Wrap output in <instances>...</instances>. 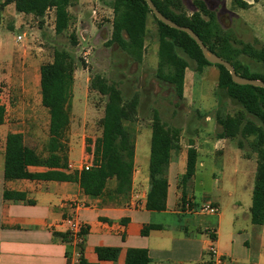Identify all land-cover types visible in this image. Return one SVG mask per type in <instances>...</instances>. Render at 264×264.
<instances>
[{"label": "crops", "instance_id": "1", "mask_svg": "<svg viewBox=\"0 0 264 264\" xmlns=\"http://www.w3.org/2000/svg\"><path fill=\"white\" fill-rule=\"evenodd\" d=\"M12 16L11 31L23 29L22 35L17 37H31L35 29L32 20L37 17L24 13ZM52 16L54 22L56 12ZM232 16L247 24L257 37L260 32L262 35L264 15ZM17 37L13 58L9 61L0 59V83L5 84L0 92V105L5 109L0 124V264H77L80 258L89 264H125L129 249L146 250L149 264H212L207 250L212 243L225 255L227 264H264V223L255 222L251 213L256 155H247L234 141L222 137V127L212 123L209 115L206 120L212 125L206 136H200L198 130L194 134L178 126L182 129L181 148L170 156L165 211L146 208L151 119L143 125H130L135 134V158L132 190L127 195L102 194L92 198L77 182L5 180L3 152L8 133L23 134L25 145L40 153H44L42 144L46 145L49 137L50 117L41 103V66L37 70L34 68L29 47L24 41L18 42ZM7 39L9 41V37ZM3 41L0 57L12 48L10 42ZM190 68L189 64L183 99L188 106L187 112L192 113L196 111L191 109L194 103L188 101L194 99V94H188V86L192 91L199 80L198 74L217 71L219 76V70L214 65L205 66L201 71H196L195 67L194 72ZM77 73L75 70L68 156L69 167L80 171L86 161L93 159L95 143L101 137L100 127L96 137L87 133V129L104 114L96 113L94 108L88 112L78 109L77 100L82 97L87 99L86 106H89L90 78ZM218 88L217 81L211 92L216 98H219ZM191 147L197 151L196 172L184 182ZM46 170L29 167L33 173ZM197 184L204 189L199 196L195 193ZM113 186L114 181H111L109 188ZM5 193L22 197H5ZM205 206L217 207L218 211L205 212L202 210ZM71 221L78 222L88 231L81 251L73 240L67 242L59 235L71 233ZM149 225L158 228L143 235L144 228ZM102 247L119 248L118 258L99 260L96 249Z\"/></svg>", "mask_w": 264, "mask_h": 264}, {"label": "trees", "instance_id": "2", "mask_svg": "<svg viewBox=\"0 0 264 264\" xmlns=\"http://www.w3.org/2000/svg\"><path fill=\"white\" fill-rule=\"evenodd\" d=\"M76 0H12L18 13L32 14L42 18L49 7L56 8L55 41L66 38L68 47L55 46L52 61L40 67L41 103L49 113V137L44 153L25 145L21 133H8L4 145V177L7 181L30 179L43 181L77 182L83 192L97 198L102 194L127 195L132 190L135 134L130 123L139 116V98L134 95L126 99L123 92L111 85L105 78L95 75L90 88L107 97L104 115L99 121L101 137L93 150L94 166L90 170H72L69 167L68 132L71 125L74 73L77 63L74 50L79 38L75 31L70 32L72 16L70 8ZM157 9L175 23L191 28L212 52L229 61L238 75L264 81V72L254 70L242 62L247 56L256 65L264 66V47L257 50L252 44L239 40L241 47L232 44V37L220 29L217 15L204 0L196 1V11L187 15L183 0H152ZM260 0H254L258 3ZM8 0H0V8ZM2 3V4H1ZM234 8L246 10L251 7L246 0H231ZM112 32L107 46H118L134 61L142 63L146 53L147 23L152 15L157 24L159 40L156 77L174 87L179 99H183L185 72L189 60L196 62V71L210 64L203 56L198 44L185 32L173 29L160 22L144 0H112ZM13 29V27L11 28ZM219 70L218 87L236 102L241 109L225 117L217 114L222 127L221 136L231 139L245 152L246 147L256 155L257 172L253 192L251 213L257 223H264V88L235 84L229 71L214 65ZM5 109L0 105V124L3 123ZM151 146L149 163V190L146 208L150 211H165L168 196V169L171 153L180 150L182 129L169 126L154 109L151 115ZM193 146V141H191ZM91 152V150L89 149ZM250 153V152H249ZM249 153H246L247 155ZM197 151L189 148L187 171L183 177L188 182L196 172ZM44 167L45 172L33 173L29 167ZM114 186L109 188V183ZM5 197L20 198L22 195L5 193ZM183 201L185 195L183 193ZM158 228L146 226L143 235ZM83 228L81 235L87 236ZM65 241L72 242L71 233L59 234ZM81 251L83 244H78ZM99 260L114 261L119 248L102 247L96 249ZM148 252L144 249H129L125 264H149ZM77 264H89L80 258Z\"/></svg>", "mask_w": 264, "mask_h": 264}, {"label": "rangeland", "instance_id": "3", "mask_svg": "<svg viewBox=\"0 0 264 264\" xmlns=\"http://www.w3.org/2000/svg\"><path fill=\"white\" fill-rule=\"evenodd\" d=\"M196 1L183 0L184 6L182 10L187 15H192L197 10ZM204 1L217 15V23L220 29L231 35L233 46L240 48L241 45L238 44V41L241 40L244 43L252 44L257 50L263 49L264 31L262 30V35L260 32L259 37H257L247 24L232 15H264V0H260L258 3H255L254 0H247L253 6L246 10L234 8L231 0ZM97 3L100 5L95 6ZM111 3L112 0H100V2L98 0H76L71 6L72 24L70 32L75 31L79 38L78 47L74 50L77 63L76 71L78 72L77 74L83 73L84 78L89 77L90 82L95 75L102 76L109 84L118 87L126 99L137 95L139 98V116L136 122H132L130 125L145 124L151 119L152 111L157 109L162 119L169 126H180L187 131L189 129L194 134H197L195 130H198L201 132L200 136H206L210 132L212 125L211 123L208 124L207 115L210 116L212 123L219 127L217 114L225 117L226 115H233L241 109L223 90L218 88L219 98L211 94V92H214L212 90L213 85L218 81V72L207 71L205 74H198L197 78L199 80L197 79L198 81L192 87V91L191 86H188V94L191 92L194 94V99L192 101L189 99L188 102L194 103V107L190 108L196 111L187 112L188 106L185 100L177 97L174 87L160 81L156 77L159 40L157 24L152 15H149L148 18L146 53L142 63L134 61L133 58L116 45L107 46V41L110 39L112 32L113 11ZM94 10H96V14L93 13ZM17 14L12 0H8L7 4L0 8V43H3V40H7L12 46L9 51L2 54V57H0L2 61H9L13 58V46H17L15 39L17 35H22L24 32L23 29H18L17 32L11 31L13 26L12 15ZM32 23L35 28L33 35L31 37H23L22 41L29 47L28 53L33 60L34 68L37 70L42 64L52 61L55 46L68 47V42L66 38H60L55 41L54 22L50 15L44 14L42 18L32 20ZM84 29L87 30L84 35L86 40H83L80 35ZM7 37H9V41ZM86 50H89L87 62H85L83 57ZM188 60L191 66L190 71H193L196 67V62ZM241 60L254 70L264 72V66L256 65L252 58L242 56ZM4 87L5 84L1 82L0 92L3 91L2 88ZM89 91V106H86L87 99L82 97L77 100L78 109L88 112V110L94 108L96 113L104 114L107 97L101 96L91 88ZM203 95L205 96L204 98ZM199 97L202 98L201 101H199ZM79 112L84 113V111ZM74 123L76 122L74 121ZM92 125L93 127L87 129V133H90L92 137H96L97 130L100 127L99 121H94ZM185 136L189 137L187 132H185ZM89 139L93 140V138ZM42 146L45 147V144H42ZM246 151L244 152L252 154L249 147H246ZM203 190L197 184V188H195L196 195L199 196ZM236 197L239 198V194ZM197 198L200 201V198Z\"/></svg>", "mask_w": 264, "mask_h": 264}, {"label": "water", "instance_id": "4", "mask_svg": "<svg viewBox=\"0 0 264 264\" xmlns=\"http://www.w3.org/2000/svg\"><path fill=\"white\" fill-rule=\"evenodd\" d=\"M149 8L151 9L153 15L163 24L187 33L201 48L202 53L204 58L212 65H221L225 67L233 80L235 84L238 85H249L253 87H258V88H264V81L259 80V79H250V78H245L237 74L234 66L232 63L229 61L223 59L222 57L218 56L216 53L212 52L207 46L203 43V41L200 39V37L189 27L186 26H181L174 21L170 20L166 16H164L155 6L154 2L152 0H144Z\"/></svg>", "mask_w": 264, "mask_h": 264}, {"label": "built area", "instance_id": "5", "mask_svg": "<svg viewBox=\"0 0 264 264\" xmlns=\"http://www.w3.org/2000/svg\"><path fill=\"white\" fill-rule=\"evenodd\" d=\"M56 12V8L55 7H49L46 11V15H50L53 18V13ZM94 14H96V10L93 11ZM56 20V17H54V22ZM87 33V30H83L81 31L80 35L82 37L83 40L85 39V34ZM23 40V37L19 36L17 37V41L20 42ZM88 52L89 50L84 51L83 57L85 62H87V58H88ZM94 166V161L93 159L91 161H86L83 165V169L84 170H90L92 167ZM205 212H212V213H216L218 211L217 207H211V206H205L202 209ZM82 225L79 224L76 221H71L70 222V232L72 234L73 237V241L76 245L78 244H82L84 241V237L81 235L82 233ZM209 254L212 257V264H227V260L225 258V255L219 253V251L215 248L214 244L212 243L209 248L207 249ZM79 253L77 254V257H79Z\"/></svg>", "mask_w": 264, "mask_h": 264}]
</instances>
